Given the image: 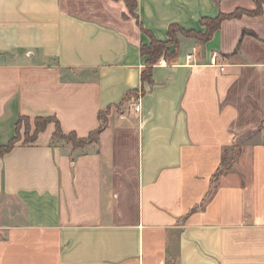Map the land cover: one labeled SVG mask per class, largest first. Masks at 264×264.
Returning <instances> with one entry per match:
<instances>
[{"label":"crops","instance_id":"crops-1","mask_svg":"<svg viewBox=\"0 0 264 264\" xmlns=\"http://www.w3.org/2000/svg\"><path fill=\"white\" fill-rule=\"evenodd\" d=\"M135 1L0 0V144L20 116L106 118L80 151L51 122L0 155V264H264V3L142 82L149 32L256 5Z\"/></svg>","mask_w":264,"mask_h":264},{"label":"trees","instance_id":"trees-1","mask_svg":"<svg viewBox=\"0 0 264 264\" xmlns=\"http://www.w3.org/2000/svg\"><path fill=\"white\" fill-rule=\"evenodd\" d=\"M127 7L129 8V11L133 13L134 7H135V0H125ZM264 3V0H255V8L252 10L237 8L235 11L231 13H223L220 12L215 17H202L200 19V23L205 27L204 31H200L197 29H186L183 26H181L178 23H171L168 27V38L158 39L156 38L151 32H149L150 35V43L148 45H142L141 46V52L145 55H147L146 59V65L141 71V80L149 81L151 79V72L154 63L160 58L164 57L165 59H171L177 52L178 49V40H177V34H184L187 36H194L198 37L200 40L204 41L206 39H209L212 35V33L219 27L220 22L227 17H234V16H240L244 13L249 15H256L261 13L262 11V4ZM143 28V27H142ZM247 30H243L242 34L246 33ZM250 33L254 34L250 31ZM173 45V49L169 48V45ZM101 123L99 126L94 129L93 131L89 132L87 136H79L75 131H69L64 132L61 124L58 120V118L55 115H39L35 116L33 119L26 117V116H20L17 120L16 124V131L15 134L8 140L5 144H0V155L4 154L5 152L9 151L11 148L14 147V145L18 141H22L20 134H19V124L23 119L32 120V126L31 130H27L24 132V139L22 142H32L35 140L36 136L39 132L44 130L46 126L49 123H54V131L52 134L53 140L56 138L68 141L71 143L73 147H83L90 141H92L97 134L101 131V129L106 124V118L104 113L99 114ZM221 166L218 167L217 172L220 171ZM215 176V174H214Z\"/></svg>","mask_w":264,"mask_h":264},{"label":"rangeland","instance_id":"rangeland-1","mask_svg":"<svg viewBox=\"0 0 264 264\" xmlns=\"http://www.w3.org/2000/svg\"><path fill=\"white\" fill-rule=\"evenodd\" d=\"M32 126V120H27V119H23L20 124H19V134H20V137H21V140L23 141V139L25 138L24 137V132H26L27 130H31ZM24 137V138H23ZM54 142H64L66 143L65 146L66 148L68 149H72L73 152H76V151H80V149L78 148H81V147H72L71 143H69L68 141H65V140H62V139H59V138H56L53 140ZM87 145V144H86ZM84 145V147L86 146ZM247 153V152H246ZM248 154V153H247Z\"/></svg>","mask_w":264,"mask_h":264},{"label":"built area","instance_id":"built-area-1","mask_svg":"<svg viewBox=\"0 0 264 264\" xmlns=\"http://www.w3.org/2000/svg\"><path fill=\"white\" fill-rule=\"evenodd\" d=\"M221 68H222V66H221ZM133 105H134L135 110H139L140 109V104H139L138 101L134 102Z\"/></svg>","mask_w":264,"mask_h":264}]
</instances>
